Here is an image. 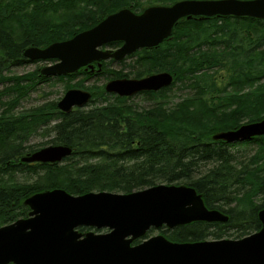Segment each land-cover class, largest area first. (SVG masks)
<instances>
[{
  "label": "trees",
  "instance_id": "1",
  "mask_svg": "<svg viewBox=\"0 0 264 264\" xmlns=\"http://www.w3.org/2000/svg\"><path fill=\"white\" fill-rule=\"evenodd\" d=\"M32 1L39 4L43 0H0V25L5 27L3 22L9 21L13 14L20 13ZM49 1L66 3L71 0ZM137 1L105 0L99 14L104 16L131 2L137 4ZM87 20L81 22L78 28H88L97 21L92 18ZM223 21L180 22L176 27L183 28L179 37L156 50L143 53L142 57L160 62L172 59L173 64L168 70L176 72V78L190 83L193 81L192 87L203 96L222 89L225 91L228 86L247 79H264V31L256 37L258 43L255 47L250 48L249 44L242 45L244 39L238 41L235 33L237 24ZM31 22L28 19L24 24L31 31L28 33L32 34L20 40L6 27L0 26V72L25 62L22 57L24 46H40L73 34L59 23H51L35 32ZM218 33L220 35L216 37ZM207 42L209 46L203 49V44ZM217 45H222V49H216ZM224 59H227L230 72L227 83L220 89L207 69L221 66ZM179 62L186 63V66H176ZM24 79L22 76L14 77L17 84ZM163 92L146 93V96L155 98ZM263 94L264 83H261L252 95L240 98L233 114L255 108ZM120 100L124 99L118 97L115 103L76 109L70 113L55 112L57 120L51 126L54 132L51 141L73 148L72 155L61 164L10 163V160H17L34 150L21 143H10L14 139L24 141L23 138L28 136L27 130L34 131L50 124L51 119L43 110L19 115L3 114L0 117V178L23 168H29L30 172L45 171L44 178L31 185L7 186L0 183V225L26 216L24 198L42 188L59 187L72 194L99 190L126 193L168 183L193 186L208 208L228 215L225 223L197 221L178 226L166 235L170 240L196 241L208 236L219 239L231 235L239 238L260 229L258 211L264 208V136L242 144L246 147L254 142L258 152L247 161L238 163L228 149L234 144L212 139L214 127L191 128L183 125L171 114L156 112L157 105L143 112H128ZM196 100L203 111H208L205 98ZM210 162L214 163L212 167L202 171L201 167Z\"/></svg>",
  "mask_w": 264,
  "mask_h": 264
},
{
  "label": "water",
  "instance_id": "2",
  "mask_svg": "<svg viewBox=\"0 0 264 264\" xmlns=\"http://www.w3.org/2000/svg\"><path fill=\"white\" fill-rule=\"evenodd\" d=\"M201 13L264 16V0L182 1L170 8L151 7L139 16L124 9L70 40L45 49L28 48L24 54L32 59L61 60L44 67L41 73L45 75L74 72L92 60L120 58L140 46L155 45L170 33L176 19ZM114 39L125 41L116 52L96 50ZM171 80L167 73L113 80L106 90L132 95L158 89ZM89 98L88 92L70 89L58 108L70 113L74 105L82 106ZM260 135H264V119L215 137L232 141ZM71 153L68 145H49L26 154L21 161L54 163ZM24 203L30 208L28 217L0 227V264H264V208L258 211L260 229L240 239L174 242L158 234L132 244L151 227L228 220L222 211L207 208L192 186L161 184L131 193L103 191L79 196L56 188L35 193ZM81 225L107 231L75 230Z\"/></svg>",
  "mask_w": 264,
  "mask_h": 264
},
{
  "label": "rangeland",
  "instance_id": "3",
  "mask_svg": "<svg viewBox=\"0 0 264 264\" xmlns=\"http://www.w3.org/2000/svg\"><path fill=\"white\" fill-rule=\"evenodd\" d=\"M168 0L165 2H169ZM149 5L146 0L140 2L139 10H142L144 7ZM105 6V0H73L64 3L54 4L53 1H41V3L35 5L29 9L32 10L35 14L34 20L37 25V29L41 30L46 28L50 23H59L62 25L63 29L73 30L77 29L80 22L87 18L98 19L101 15L99 14ZM26 13L23 17H27ZM21 13L17 12L11 16L10 20L6 22L9 29H11L17 36L20 32L18 28L20 27ZM136 58H129L124 63H107V70L121 71L123 74H127L128 77H135L138 72L145 70L150 71H160L161 67L150 66L144 64L142 66L136 65ZM49 62H27L22 66L11 67L2 71V75L5 77H12L13 75H23L26 73H31L42 66L48 64ZM106 70V71H107ZM107 78V73L104 75H98L94 78L85 79L81 75H77L71 79L64 78L62 80L51 78L48 80H37L35 84L32 83H20L23 85L20 89L21 98L16 97L19 93V90L16 89V86H13V82H1L0 83V117L3 114H22L30 113L38 110H43L46 114L53 112L51 110H44L45 108H51L52 104H56L59 99L62 97L63 93L69 85L73 84H82L83 87L90 88L92 90L99 91L103 83ZM11 87L12 89H6ZM76 87V86H74ZM256 88V85L246 83L242 85H237L232 87L226 93L220 95H215L213 99L208 101V111H203L199 106V101L196 100L198 97L193 94L194 90L184 86L183 84L177 83L171 91L167 93L166 98H164L163 103L157 104L158 110L156 112H164L166 114H171L173 119L181 121L183 125L190 126L191 128H200V127H214L212 135L218 134L219 131L226 130L229 128L237 127L239 124L244 122H254L261 119H264V97L261 99L259 104L253 108L248 109L244 112H238L233 114L234 110L237 109L240 98L243 96L241 93L252 91ZM213 100V101H212ZM154 100H150L143 95H135L127 101V106L125 108L128 112H141L149 108H153L155 105ZM112 103V102H111ZM229 104V105H228ZM218 106V107H215ZM129 109V110H128ZM8 112V113H6ZM206 112V113H203ZM237 120L236 121H234ZM56 121H51L48 125H43L36 130H27L28 136L24 137L23 140L26 143V146H32L34 149L44 147L51 144V140L54 138V132L51 129V126L55 124ZM236 124V125H235ZM26 131V130H25ZM23 134V133H22ZM18 139L12 140L10 145L18 143ZM257 144L252 142L246 147L240 145H234L228 147L229 151L237 158V162H245L252 155L257 154ZM19 161L12 159L10 160L11 164H17ZM64 161V160H63ZM59 162L56 164L63 163ZM214 163L210 162L204 164L201 168L202 171L207 167H212ZM28 169V170H27ZM23 168L17 170L14 173H9L0 178L1 185H17V184H33L40 181L44 178L45 171L30 172L29 168ZM263 174V173H261ZM42 182H45L44 180ZM49 189V188H48ZM46 189V190H48ZM45 189L43 191H46ZM40 191H36L38 193ZM117 192V191H114ZM30 195L24 198L23 204L27 208V214L24 217H28V212L30 208L24 203L25 199ZM257 202H260L256 199ZM17 218V219H19ZM13 220L12 222L16 221ZM11 223V222H9ZM9 223L3 224L7 225ZM3 225H0L3 226ZM92 230L95 233H104L107 231L106 228L96 230L93 228H88L86 231ZM173 229L166 228V226L160 228H149L144 235L134 240V242L142 241L145 238L155 236V235H166ZM236 236H224L219 239H236ZM243 237V236H241ZM239 237V238H241ZM169 239V238H168ZM205 239H213L211 236L206 237Z\"/></svg>",
  "mask_w": 264,
  "mask_h": 264
},
{
  "label": "bare ground",
  "instance_id": "4",
  "mask_svg": "<svg viewBox=\"0 0 264 264\" xmlns=\"http://www.w3.org/2000/svg\"><path fill=\"white\" fill-rule=\"evenodd\" d=\"M71 1H73V0H71ZM141 1L142 0H138L137 4L135 2H131L127 6L121 7V8H119V9L113 11V12H108L104 16H100L98 19H94V20H97L96 23L93 24L92 26L88 27V28L79 29L77 27V29L71 30V31H73V34L70 37L63 38V39H58V40H53V41H51V42H49L47 44H43V45H40V46L34 45V44H29V45L24 46V48L22 49V57L24 58L25 62H23L22 64H19V65H16V66H10L8 68L22 66L23 64H25L27 62H40V61H42V62H49V63L44 65V66H42L41 68L31 72V73H26V74H23V75H13L10 78L5 77V76L2 75V71L6 70L8 68L3 69L0 72V83L1 82H13V86L14 87L16 86V89L19 90V93L16 95V97L21 98L23 95L20 96V89L22 87L20 85H23V84H20V83L26 82V83L35 84L36 83L34 81L35 78H37V80H41V81L42 80H48V79H51V78H56V79L62 80L64 78L71 79V78H73V77H75L77 75H81L85 79H89V78H94L95 76L104 75V74L107 73V78H106L105 82L103 83L102 87H100L99 91L92 90V89L87 88V87H83L81 83L80 84L69 85L67 87V89L65 90V92L63 93V95L59 99V101L63 98L65 93L68 90H70V89L81 90V91H84V92H88L90 94V98L85 104H83L82 106L74 105L70 112H72L73 110H76V109H88V108H91L93 106L105 105V104L111 103V102L115 103L117 101L118 97L123 98L124 100H120L121 104L123 106H125V105L127 106L128 105L127 101L130 98H132L133 96H135V95H143V96L147 97L150 100L156 101L154 105H157L159 103L162 104L163 101H164V98H166L165 96H167V93L169 91H171V89L177 83L183 84L184 86H187V87L191 88L195 92L193 94H195L198 98L202 97V98H205L206 100L213 99V97L215 95H217V94L220 95L222 93H226L232 87L237 86V85L240 86V85L246 84V83H250V84L256 85V88L254 90H252V91L250 90V91L241 93V95H243V97H247L249 95H252L253 92H256L261 83H264V79H262L260 81L259 80L247 79L245 81H242L241 83H236L235 85L228 86L225 91H223V89H222V91H217L215 93L203 96L202 94H199L198 91L194 87H192V84H193L192 82L193 81H191V83H190V81H188V80H185V79L182 80V79L176 78L177 77L176 76V72H172V71L168 70V67L173 64V60L172 59H167V60L166 59H162L163 61L160 62V61H157V59H155V60L154 59H146V58L142 57L143 53H146L148 51L156 50L160 46L173 41L176 37H179V35L182 32L183 28H180V27L176 28V27H177V25L180 22H187V21H197V22L218 21L219 23H221L223 20H225V21H229L230 23H235V24H237V27H238L237 30L235 31L236 36H238V41H241V39H244V43H242V45L249 44L250 48L255 47V44L258 43L257 40H256V37L259 36L260 34H262L260 31H264V16H255V15H248V14H239V15H237V14H232V13H230V14L216 13V14H212V15H206V14H202L201 13V14L184 15V16H181V17H179L178 19L175 20V22L173 23V25L171 27L170 33L168 35H166L165 37H163L162 40L159 41L157 44L152 45V46H140V47L136 48L134 51H132L130 53H126L123 57H120V58H116V57H113V56H108V57H106L104 59L92 60V61L80 66L77 69V71H74V72L45 75V74L41 73V70L44 67L52 66V65H54L56 63H59L61 60L59 58H55V57L34 58V59H32V58H30V57H28V56H26L24 54V51L26 49H28V48H32L33 47V48H38V49H45L48 46H50L51 44H53V43L70 40L73 37H75L76 35L84 32V31L90 30L93 27L97 26L99 23H101L103 20H105L109 15L115 14V13L121 11V10H124V9L129 10L132 14H134L136 16H139V15H142L147 9H149L151 7L170 8V7L174 6L176 3L182 2V1H222V0H172V1H169V2H165V0H159V1L146 0L149 3V5L144 7L142 10H139ZM166 1H168V0H166ZM224 1H226V0H224ZM236 1L248 2V1H255V0H236ZM53 2L56 5L58 3H64V2H56V1H53ZM37 3H38V1H32L25 8H22V10H20V13L22 14V16H21V19H20L21 20V24H20V27L18 28V30L20 32L19 36H17L11 29H9V27L6 24V22H3V24L6 27V29L9 30L18 40H20V39L32 34V33H28V31L29 32H31V31L24 24V22L28 21V19L32 20L31 25L34 26V31L35 32H39L38 29L36 28L37 25H36L35 20H34V16H35L36 13H34L32 10L31 11L29 10L32 7H34ZM26 13H28L26 15L27 17H23ZM84 21L87 22L88 20L84 19L81 22H84ZM52 24H55V23H52ZM0 26L5 28L2 25H0ZM219 35H220V33H218L216 37H218ZM124 44H125L124 40L114 39V40H110L108 42L102 43L101 45L97 46L96 50L101 51V52L109 51L112 54V53L116 52L118 49H120L121 47H123ZM208 46H209V42H207L206 44H203L202 48L203 49H207ZM222 47H223L222 45L215 46V48L218 49V50H221ZM129 58H136L135 59L136 65L142 66L144 64H148L151 67L152 66L161 67V70L160 71H154V72L150 71V70H145V71H142V72H138L135 77H128L127 74H123L121 71L107 70V68H106L107 63L108 64H112V63H120V64H122ZM180 65H182V66L185 65L186 66V63L184 64L183 62H179L176 66H180ZM207 71L210 74L213 75V78H214V80H216V82L218 84V87H220V89L227 83L228 77H229L228 73L230 72V68L227 65V59L222 60V65L221 66H214L212 68H208ZM161 73L169 74L171 76L172 80H171L170 84L162 86V87H160L158 89L140 90V91H137V92L133 93L132 95H122V96H119L115 92H111V91L106 90L107 83L110 82V81H113V80H121V79H137L138 80V79H143V78H146V77H149V76H153V75H157V74H161ZM19 76L25 77V79L20 81V83L17 84L16 80H14V77H19ZM1 77H2V79H1ZM74 86H76V87H74ZM6 89H12V88L9 87V88H6ZM160 91H164V92L161 95H159L158 97L151 98V97L146 96V93L157 94ZM263 97H264V94H263L261 99H263ZM58 102L56 104H52L51 108H45L44 109V110L54 111V112H51V113H49V112L47 113V116L50 117L51 121H56L57 120L55 112H57V111L58 112H64L63 110L58 108ZM257 105H258V103H257ZM55 109H56V111H55ZM141 112H143V111H141ZM248 123H251V122L241 123L235 128H229V129H226V130L219 131L218 134L223 133V132L233 131L235 129H238L242 125H245V124H248ZM216 135L217 134L212 135V139L213 140L218 141L219 143L234 144L236 146L237 145L242 146V144L244 142L248 141V140L264 136V135L253 136V137L251 136V137L244 138V139H236V140H232V141H227L226 139H222V138L217 139L215 137ZM18 143H21L22 146L28 147V146H26V143L24 141L18 142ZM50 145H67V144H56V143L51 141ZM219 145H221V144H219ZM47 146H49V145H47ZM68 146H70V145H68ZM29 147H32V146H29ZM44 147H46V146H44ZM40 148H43V147H40ZM40 148H37V149H40ZM37 149H34V150H37ZM33 151H31V152H33ZM31 152H28L27 154H29ZM72 153H73V148H72ZM72 153L69 156H66L65 158H63L62 161L65 160L67 157H70L72 155ZM23 156H25V155H22L19 158H17V160L19 159L18 163H21V164H55V163H59V162H54V163L32 162V163H27V162H22L21 161V158ZM62 161H60V162H62ZM161 184L185 185V184H168V183H158V184H155V185H161ZM155 185H152V186H155ZM152 186H149V187H152ZM187 186H191V185H187ZM149 187H145V188H149ZM56 188L65 190L64 188H59V187H56ZM56 188H51V189H48V190H52V189H56ZM145 188H142V189H145ZM142 189H137V190H133V191H138V190H142ZM43 190H44V188H42L41 191L40 190L39 191L43 192ZM65 191L68 194L73 195V196L84 195V194H87V193H98V192H103V191L104 192H111V193H125V192H114V191H107V190H99V191H87V192H84V193H81V194H72V193L68 192L67 190H65ZM133 191H131V192H133ZM131 192H126V193H131ZM196 192L198 193L197 190H196ZM198 194L201 196L200 193H198ZM201 198H202V196H201ZM202 200H203V198H202ZM203 203H204V201H203ZM204 205L206 206L205 203H204ZM203 222H205V221H203ZM207 223H213V222H207ZM219 223H225V222H219ZM163 226H166V228H169L165 224H163L161 227H163ZM178 226H183V225H178ZM178 226H176V227H178ZM176 227H172V229L174 230ZM88 228L96 229L95 227L81 225V226L76 227L75 230H77V231H79L81 233H86V232L92 231V230L86 231ZM81 229H83V230H81ZM169 229H171V228H169ZM236 239H240V238H236ZM168 240H170V239H168ZM205 240L206 241H212V240H218V239H216V238H213V239H201V240H196V241H205ZM170 241H173V240H170ZM174 242H187V241H174Z\"/></svg>",
  "mask_w": 264,
  "mask_h": 264
}]
</instances>
